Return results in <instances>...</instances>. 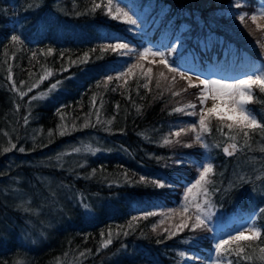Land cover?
I'll list each match as a JSON object with an SVG mask.
<instances>
[{"label": "trees", "instance_id": "trees-1", "mask_svg": "<svg viewBox=\"0 0 264 264\" xmlns=\"http://www.w3.org/2000/svg\"><path fill=\"white\" fill-rule=\"evenodd\" d=\"M94 3L102 7L93 12ZM260 3L112 0L133 25L106 14L108 0H0V264H214L224 232L248 216L262 230L240 245L252 259H227L264 264V131L249 130L250 148L242 134L231 141L218 132L215 119L204 135L207 149L191 131L170 135L193 123L199 131L198 116L173 109L195 103L199 112L200 89L160 57L139 59L149 48L187 74L264 71V25L251 20ZM117 43L129 47H108ZM57 81L59 91L39 98ZM253 96L247 107L264 124V93L254 88ZM165 138L180 143L165 145ZM224 142L242 150L225 158ZM209 162L210 204L199 189L190 194L209 217L206 227L176 231L186 188L198 164ZM147 212L156 215L144 218ZM109 234L112 243L102 247Z\"/></svg>", "mask_w": 264, "mask_h": 264}, {"label": "snow or ice", "instance_id": "snow-or-ice-1", "mask_svg": "<svg viewBox=\"0 0 264 264\" xmlns=\"http://www.w3.org/2000/svg\"><path fill=\"white\" fill-rule=\"evenodd\" d=\"M112 0H108V6L106 8V14H108L112 19H120L124 23L135 24L136 21L128 15L127 12H124L120 7H116L115 11H113ZM102 7L101 3H94L92 7V11H96ZM236 7H240V3L237 2ZM264 15V13H262ZM239 20L243 23L245 21V15H239ZM251 20L255 23L257 20L256 15L251 16ZM13 42H20L19 36L13 35L11 37ZM112 51L117 50H127L128 44L126 43H117L115 45H109ZM51 50L49 49V53ZM149 56L152 57H160L159 63L164 65L170 72H178L179 76L182 79H186L188 81L189 87L199 88V93L197 99L202 107H200L199 112L196 111L197 105L195 103L185 104L183 107L174 108V112L183 113L185 115L190 116H198V126L199 131H197V123L191 124L187 129L181 128L171 133L170 135L175 137H180L182 133L186 134L188 131L195 133L194 143H199L201 147L207 149L209 147L208 144L204 143V135L206 133H210L212 129L210 128V123L213 119H215L218 123L216 130L220 132L222 135L227 136V138L231 141H235L237 136L242 134L244 139V147H251V137L250 131H255L256 129H260L264 131V124L258 122L257 117L251 112V110L247 107L249 103H251L254 99L253 89H258L259 92L264 93V71L259 73L247 74L244 78L237 79L233 82H226L224 80L219 79H200L197 77L199 81L198 84L192 83V77L187 75L185 72H179L178 69L174 67H170L168 61L165 59V54L163 52L152 51L149 48H145L143 51L139 52L140 60H147ZM86 62V61H84ZM154 61H149L152 63ZM75 63V61H73ZM137 67L136 64H133L129 67L128 71L131 72L132 68ZM152 69H147V74L150 76ZM124 73H121L123 75ZM52 73L46 72L45 77H41L43 80L46 76H50ZM163 76V73H160ZM11 79V76L9 77ZM111 81L113 78L109 76L107 78ZM60 85V81H57L55 84H52L49 88V92L55 91L57 87ZM202 85V88L200 87ZM36 84H33L29 91L32 88L36 87ZM160 86L159 80H157V87ZM13 87H15V83H13ZM143 87L148 88V83H145ZM186 91V89H185ZM20 95L23 97L26 93L21 92ZM173 95H179L178 92H174ZM37 97H33L36 99ZM39 98H44V94H41ZM212 100V107L207 108L203 107V105L209 100ZM95 102V98H94ZM119 105H117V108ZM27 122V120H26ZM111 123V121H109ZM224 128H227L228 132H224ZM235 133V134H231ZM64 133L62 132L61 135ZM172 143H180L179 139L173 141L171 139L165 138L164 144L170 145ZM185 147H192V144H185ZM219 147V144L216 145ZM15 147V145H13ZM11 149H5V151H10ZM223 152L228 156H234L237 152L242 149L237 145V143H231L228 146L223 147ZM19 151L23 152L24 149L20 148ZM79 151V149H76ZM261 151H264V148H261ZM185 161L178 160L177 164H183ZM197 163V162H192ZM214 174V166L212 163H199L198 164V178L195 179L193 183H191L185 191L184 194V204L182 205V211L179 215L182 217L179 224L175 225L176 231H182L184 228L191 227V229L195 230L198 228L206 227V220L209 218L204 216L202 212V204L196 197H190V194L193 193L194 189H199V194H202L204 199V205L210 204L209 197V185H211L212 180L209 178L210 175ZM243 179V178H241ZM141 181H145L144 177H141ZM155 186L163 188L166 186V183L163 180H152ZM27 211V209H25ZM260 212L264 214V209H261ZM156 215L154 212H147L144 214V218L148 216ZM189 221H192L191 225H189ZM163 223V221H161ZM155 230V226L154 229ZM165 231H168L165 229ZM176 231H172L169 233V236L176 235ZM250 235H246L245 230H238L235 235H228L226 239L222 238L215 245V252L217 259L214 264H223V260L227 261V264H233L231 259H227V255L234 254L238 260H251V256L242 255L245 253V248L240 246L242 242H248L251 240H255L261 237L262 230L261 228L253 226L249 229ZM127 234V233H125ZM112 243L111 234L106 241L103 242L102 247L107 248ZM235 244L237 247L233 250L231 248H226V246ZM261 253H264V248L260 249ZM83 255V254H82ZM183 255V253H181ZM264 259V257H262Z\"/></svg>", "mask_w": 264, "mask_h": 264}, {"label": "rangeland", "instance_id": "rangeland-1", "mask_svg": "<svg viewBox=\"0 0 264 264\" xmlns=\"http://www.w3.org/2000/svg\"><path fill=\"white\" fill-rule=\"evenodd\" d=\"M262 13H264V0H261L259 9L257 11V13L255 14L257 16V20H256V24L259 26L264 25V15H262ZM72 32L76 35H81L83 34L82 31L73 28ZM152 51H155L154 49H151ZM189 76L192 77V83H196L199 82L197 80V77H199L200 79H219V80H224L226 82H233L237 79L240 78H244L245 75H236L233 77H229L227 74H222V73H218L215 71L210 70L208 73H202V72H198V71H191L189 74H187ZM57 91H59V89H56L55 91H52L53 93H56ZM52 92H49V90L44 94V98H50L52 96ZM212 100L209 99L204 105L203 107H207L210 108L212 107ZM96 151L93 150L92 153H95ZM49 165V164H48ZM79 199V198H78ZM79 200L82 201V199L80 198ZM253 227V220L250 216L238 221L236 223V225H234L232 228L226 230L222 236V238L226 239L228 235H235L236 232L238 230H245L246 235H250V231L249 229H251ZM212 263V260L210 261V264Z\"/></svg>", "mask_w": 264, "mask_h": 264}, {"label": "water", "instance_id": "water-1", "mask_svg": "<svg viewBox=\"0 0 264 264\" xmlns=\"http://www.w3.org/2000/svg\"><path fill=\"white\" fill-rule=\"evenodd\" d=\"M229 144H231L230 142H224L223 144H222V146H221V148H220V150H221V153L223 154V156L225 157V158H231L232 156H228V155H226L224 152H223V147H225V146H228Z\"/></svg>", "mask_w": 264, "mask_h": 264}]
</instances>
